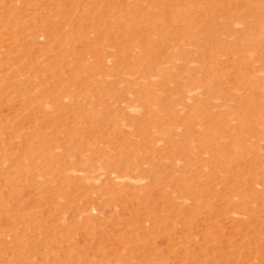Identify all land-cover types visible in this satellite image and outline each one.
<instances>
[{
	"label": "rangeland",
	"instance_id": "1",
	"mask_svg": "<svg viewBox=\"0 0 264 264\" xmlns=\"http://www.w3.org/2000/svg\"><path fill=\"white\" fill-rule=\"evenodd\" d=\"M0 264H264V0H0Z\"/></svg>",
	"mask_w": 264,
	"mask_h": 264
}]
</instances>
